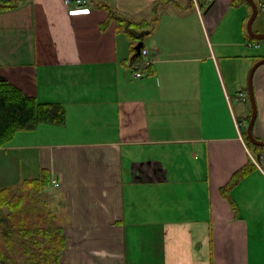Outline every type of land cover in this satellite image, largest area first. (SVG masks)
I'll return each instance as SVG.
<instances>
[{
  "label": "crops",
  "instance_id": "obj_1",
  "mask_svg": "<svg viewBox=\"0 0 264 264\" xmlns=\"http://www.w3.org/2000/svg\"><path fill=\"white\" fill-rule=\"evenodd\" d=\"M88 1L0 7V83L64 111L0 145V253L10 231L16 264L33 241L55 264H264V147L242 124L264 59L250 4ZM112 12L147 21L139 63ZM251 85L264 141V63Z\"/></svg>",
  "mask_w": 264,
  "mask_h": 264
},
{
  "label": "trees",
  "instance_id": "obj_2",
  "mask_svg": "<svg viewBox=\"0 0 264 264\" xmlns=\"http://www.w3.org/2000/svg\"><path fill=\"white\" fill-rule=\"evenodd\" d=\"M19 0H5L0 1V7H10ZM117 20V28L129 32L133 39H140L143 34V29L147 27V21L135 23L130 21L125 16L113 13L111 14ZM133 33V34H132ZM141 55L133 56L132 63H139ZM64 111L58 104H39L31 97H25L19 90L11 86L9 83H0V145L10 139L14 132L21 127H26L37 122H62ZM244 138L252 148H260L250 142L247 134ZM249 167H245L238 174H245ZM10 236H9V235ZM16 233H7L8 238L12 240L9 246L1 248L0 259L4 260L2 264H16L10 252L15 250L13 235ZM33 234V233H32ZM27 236L28 233H25ZM19 236H23L19 233ZM33 236H37L34 233ZM11 237V238H10ZM33 237L30 238L32 240ZM36 243L31 242L24 244V253L26 254L25 264H55V247L50 243L49 247L43 249L41 254L40 248H35ZM42 257L39 259V256ZM44 260V261H43Z\"/></svg>",
  "mask_w": 264,
  "mask_h": 264
},
{
  "label": "water",
  "instance_id": "obj_3",
  "mask_svg": "<svg viewBox=\"0 0 264 264\" xmlns=\"http://www.w3.org/2000/svg\"><path fill=\"white\" fill-rule=\"evenodd\" d=\"M246 1L250 4V6L252 8V13H251V16H250L248 23H247V31H248L249 35H251L255 39H258V40L264 39V33H255L252 29V23H253L254 19L257 16V13H258L257 5L253 0H246ZM142 46H143V41L139 40L136 43V45L134 46V50H135L134 56H137L140 54V50H141ZM262 63H264V59H261V60L257 61L256 63H254V65L252 66L250 73H249L248 92H249V98H250L251 106H252V113H251V116H250V119L248 122L246 134H247V136H248V138L252 144L264 147V141L255 138L253 133H252V126H253V123H254L255 118H256V105H255V98H254L253 89H252V85H251V77H252V74H253L254 70L256 69V67Z\"/></svg>",
  "mask_w": 264,
  "mask_h": 264
},
{
  "label": "built area",
  "instance_id": "obj_4",
  "mask_svg": "<svg viewBox=\"0 0 264 264\" xmlns=\"http://www.w3.org/2000/svg\"><path fill=\"white\" fill-rule=\"evenodd\" d=\"M0 1H5V0H0ZM63 2L65 3V5L69 6L70 9L74 12H79V11H85L87 10V8L85 7L89 1L88 0H63ZM141 55H146L147 54V50L142 48ZM135 76H141L144 73V70H136L133 72ZM239 97L244 100L247 95L246 93H240ZM241 126V123H238ZM242 124L247 125L248 123H246V121L242 122ZM59 183L57 181H53V186L56 187L58 186Z\"/></svg>",
  "mask_w": 264,
  "mask_h": 264
},
{
  "label": "rangeland",
  "instance_id": "obj_5",
  "mask_svg": "<svg viewBox=\"0 0 264 264\" xmlns=\"http://www.w3.org/2000/svg\"><path fill=\"white\" fill-rule=\"evenodd\" d=\"M15 252H14V257H15V259H20L21 258V253H22V249L21 248H17V250L15 249L14 250Z\"/></svg>",
  "mask_w": 264,
  "mask_h": 264
}]
</instances>
